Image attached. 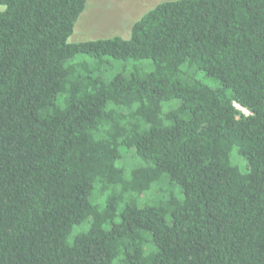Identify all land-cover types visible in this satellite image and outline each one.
Masks as SVG:
<instances>
[{
  "label": "trees",
  "instance_id": "trees-1",
  "mask_svg": "<svg viewBox=\"0 0 264 264\" xmlns=\"http://www.w3.org/2000/svg\"><path fill=\"white\" fill-rule=\"evenodd\" d=\"M87 1L0 0V264H264V0Z\"/></svg>",
  "mask_w": 264,
  "mask_h": 264
},
{
  "label": "rangeland",
  "instance_id": "rangeland-1",
  "mask_svg": "<svg viewBox=\"0 0 264 264\" xmlns=\"http://www.w3.org/2000/svg\"><path fill=\"white\" fill-rule=\"evenodd\" d=\"M165 1L174 0H88L68 42L75 44L114 37L129 39L133 25ZM4 10L5 7L0 6V11ZM135 65V62L131 63V66ZM197 79L212 87L218 84L204 73L198 74ZM243 112L247 114V111ZM234 156L237 157V152Z\"/></svg>",
  "mask_w": 264,
  "mask_h": 264
}]
</instances>
